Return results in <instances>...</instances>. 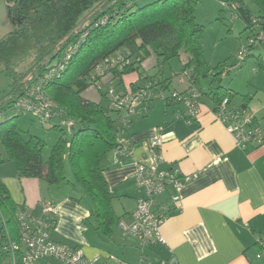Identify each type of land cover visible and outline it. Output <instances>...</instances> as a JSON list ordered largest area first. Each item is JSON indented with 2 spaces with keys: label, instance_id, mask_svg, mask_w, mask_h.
<instances>
[{
  "label": "trees",
  "instance_id": "16d2710c",
  "mask_svg": "<svg viewBox=\"0 0 264 264\" xmlns=\"http://www.w3.org/2000/svg\"><path fill=\"white\" fill-rule=\"evenodd\" d=\"M4 1L8 17L16 25L0 39V69L12 79L8 98L0 101V149L5 154L0 165L11 163L19 179H37L50 187H71L75 193L69 192V198L88 208L86 222L94 231L110 238L119 220L112 209L113 197L104 177L103 162L112 157L117 139L130 140L132 149L134 145L132 139L124 135L129 117L112 107L108 91L102 93V89L110 87L116 94L126 95L122 77L136 74L137 80L128 87L130 92L146 86L155 92L169 91L171 78L163 77L161 71L160 76H149L144 68V63L152 57H156L157 65L159 61L164 65L179 60L178 75L189 72L186 74L189 83L206 79L207 62L201 41L203 27L194 16L198 0H154L141 6H138L141 0ZM220 1L241 16L247 24L246 30L253 31L252 21L255 20L261 32L264 31V0ZM247 4L257 10L256 16L251 15ZM254 38H257L255 32L249 36L248 41L253 42H248L242 60L238 58L237 63L232 64L229 57L212 68L210 82L215 84L213 88L205 91L200 86L194 88L200 98L207 96L210 99L213 111H217L226 99L227 113L248 114L247 99H243L241 107H230L235 95L221 87V83L230 72L227 68L240 66L249 56L254 59L257 70H264L260 58L250 55ZM74 46L70 57L65 58L67 50ZM118 58L122 61L114 63L113 68L107 67ZM114 82L117 84L113 86ZM97 83L101 88L95 86ZM37 87L38 93L52 105L49 120L36 119L18 106ZM91 88L100 93L99 102L82 97V93ZM190 89L192 87L182 93L170 90L169 94L183 95ZM168 98L166 96L163 101L166 106L182 105L168 101ZM35 104L39 103L36 101ZM10 108L30 115L40 126L60 133L46 160L42 156L45 142L35 135H23L18 117L3 121V112ZM182 114L186 115L185 108ZM260 141L264 143V138ZM66 164L71 179L66 177ZM168 188L173 192L171 200L175 194L172 186H167L161 195ZM24 210L12 203L0 180V264H13L10 250L2 248L18 242L16 215ZM162 213L168 218L166 210ZM14 263L21 264L18 254L14 255Z\"/></svg>",
  "mask_w": 264,
  "mask_h": 264
},
{
  "label": "crops",
  "instance_id": "0c3cea01",
  "mask_svg": "<svg viewBox=\"0 0 264 264\" xmlns=\"http://www.w3.org/2000/svg\"><path fill=\"white\" fill-rule=\"evenodd\" d=\"M259 29L250 55L259 57L264 65V31ZM248 40L249 37L247 45ZM188 73L181 75L184 85L173 91L182 93L198 86L205 91L215 86L210 82L211 71L202 80L203 85L201 79L197 85L189 83ZM228 75L222 79L221 87L235 95L230 107H241L243 99H247L250 128L259 131L262 140L264 70H257L253 63ZM136 80V74L122 77L127 91ZM142 109L143 106L136 109L124 128V135L134 145L133 158L113 165L109 156L103 162L104 177L119 224L129 225L137 198L132 175L138 164L151 165L152 143L158 136L161 138L159 168H173L181 181L176 204L171 202L173 192L168 188L153 208L156 214L164 210L169 213L159 227L163 245L142 248L136 239L123 234L119 225L113 227L110 238L103 236L86 222L88 208L82 202L70 199L67 193L45 204V184L37 179H19L13 165L6 162L0 165V180L12 203L35 216L40 215L43 206H53L56 219L50 239L79 248L87 259L97 260L95 264H264V253L259 254L257 247L264 238V143L256 140L244 149L238 148L233 136L216 120L207 96H201L195 120L182 114L183 106L168 107L162 101H153L140 114ZM3 167L7 170L3 171ZM42 264L59 263L48 260Z\"/></svg>",
  "mask_w": 264,
  "mask_h": 264
},
{
  "label": "built area",
  "instance_id": "2783aa9c",
  "mask_svg": "<svg viewBox=\"0 0 264 264\" xmlns=\"http://www.w3.org/2000/svg\"><path fill=\"white\" fill-rule=\"evenodd\" d=\"M252 22L254 23L255 20ZM252 42L253 40L249 41V43ZM73 49H75V46L67 50L65 58L70 57ZM245 56V48H241L238 52V57L242 60ZM120 61L122 60L118 58L116 62H111L107 67L113 68V64H118ZM186 76L188 78V75ZM95 86L101 88L98 83ZM38 91L39 87L30 92L18 106L24 112H30L36 119L41 121L49 120L52 105ZM126 92V95H118L115 89H108L112 107L122 111L126 117L133 116L136 113V109L140 106H143L145 110L150 102L154 100L164 101L166 98L164 93L149 90L147 86L137 92H130V90ZM167 98L168 101L171 100L182 104L185 108L186 116L190 120L197 118L200 112V94L194 88L183 95L172 92L167 95ZM36 101L39 103L38 105L35 104ZM226 106L227 100L225 99L221 102L217 111H213V114L216 120L233 136L237 147L244 149L251 142L260 140V132L248 127L250 123L248 114L227 113ZM143 109L139 112L140 114L143 113ZM161 130L159 128V131ZM160 144L161 138L158 136L152 143L151 165L138 164L135 173L132 175L137 191L136 206L132 213L133 220L129 225L119 224L121 232L136 239L142 248L155 244L163 245L164 243L159 234V227L167 218L165 215L163 216V213L156 214L153 211L156 198L164 192L167 186H172L175 194L171 200L176 204L181 189V181L177 178L179 174L176 170L167 171L159 169L161 155L158 152V148ZM131 146L130 140L125 138L117 139V146L112 151V163L114 165H121L126 160L132 159L133 149ZM16 219L19 228L18 242H11L8 247L4 245L2 248L4 251L10 250L13 264H15L14 255L16 256L17 254L20 257L21 264H42L48 260L59 264L96 263L97 260L87 259L79 248L57 244L50 239V232L56 219V210L53 206H43L39 216L30 214L25 209L22 212H18ZM263 241L264 238H262ZM262 242L258 243L260 248L259 254L264 253Z\"/></svg>",
  "mask_w": 264,
  "mask_h": 264
},
{
  "label": "rangeland",
  "instance_id": "374dc122",
  "mask_svg": "<svg viewBox=\"0 0 264 264\" xmlns=\"http://www.w3.org/2000/svg\"><path fill=\"white\" fill-rule=\"evenodd\" d=\"M153 1L154 0H141L138 2V6L145 5ZM223 5L225 4H223L220 0H198L197 6L194 10V16L197 23L203 27L201 41L204 58L208 67L206 73L207 75H210L209 73L213 67L228 59V57H231V60L233 61L231 62L232 64H236L239 58L237 57V53L241 50V46H243V44L247 45V38L251 36L253 32L257 34L260 30L259 25H256V21L254 23L252 22V25H256V28H254L253 31L245 30V21L241 18V16L238 13L234 14L229 6ZM247 6L251 15L256 16L257 10L251 4H247ZM15 25L16 22L8 17L6 2L4 0L0 1V39L7 35ZM256 40L257 38H254V41ZM253 63L255 64L254 59L247 57L244 62L240 63V66L242 68H247V66ZM144 68L148 70L149 76H160L159 73L161 71V74L164 77L171 78L169 91L173 88L179 89L182 85H184L183 83H185V80L180 79L181 75H178L181 69V62L179 60L175 59L164 65H162L159 61V64L157 65L156 57H152L144 63ZM241 69L227 68V70H230L229 75H233ZM202 80L203 79L200 81V85L204 84ZM116 84L117 83L114 82L113 86ZM11 89L12 79L6 76L0 69V101L8 98ZM108 89H110V87H104L102 89V93H106ZM169 91L164 94L166 96L169 95ZM82 97L92 102H99L101 100L100 93L94 88L83 92ZM156 101L161 102V100ZM12 117H18L19 129L23 135H35L45 142L46 146L42 152V156L43 159L46 160L49 156L50 148L59 139L60 133L55 130H50L49 127L40 126L30 115L22 114L15 108H10L3 112V121ZM66 137L69 138L70 134L67 133ZM0 156L5 157V154L1 149ZM6 170L7 169L3 167V171ZM3 173L4 172H2V174ZM65 173L66 177L71 179L67 164L65 166ZM69 192L75 193L72 188L68 186L50 187L45 184L43 191L44 203L47 202V200L55 201ZM134 241L137 242L136 240Z\"/></svg>",
  "mask_w": 264,
  "mask_h": 264
},
{
  "label": "water",
  "instance_id": "95a60500",
  "mask_svg": "<svg viewBox=\"0 0 264 264\" xmlns=\"http://www.w3.org/2000/svg\"><path fill=\"white\" fill-rule=\"evenodd\" d=\"M261 39H263V38H261Z\"/></svg>",
  "mask_w": 264,
  "mask_h": 264
}]
</instances>
